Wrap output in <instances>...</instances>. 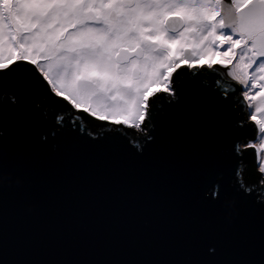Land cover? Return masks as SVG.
I'll use <instances>...</instances> for the list:
<instances>
[{"label":"water","instance_id":"1","mask_svg":"<svg viewBox=\"0 0 264 264\" xmlns=\"http://www.w3.org/2000/svg\"><path fill=\"white\" fill-rule=\"evenodd\" d=\"M231 105L185 90L147 135L107 139L87 121L79 131L73 114L53 127V111H6L0 264H264V206L232 187Z\"/></svg>","mask_w":264,"mask_h":264},{"label":"snow or ice","instance_id":"2","mask_svg":"<svg viewBox=\"0 0 264 264\" xmlns=\"http://www.w3.org/2000/svg\"><path fill=\"white\" fill-rule=\"evenodd\" d=\"M185 90L232 100V187L264 206V0H0V120L147 135Z\"/></svg>","mask_w":264,"mask_h":264},{"label":"rangeland","instance_id":"3","mask_svg":"<svg viewBox=\"0 0 264 264\" xmlns=\"http://www.w3.org/2000/svg\"><path fill=\"white\" fill-rule=\"evenodd\" d=\"M88 123H90L91 125H92V131H93V129L95 128V125L93 124V123H91L90 121H87ZM128 130V129H127ZM129 131V130H128ZM131 132H133V133H135V134H138V136H141L142 135V133H139V132H136V131H134V130H130ZM254 160V153H253V151L251 152V158L250 159H248V163L250 162V161H253Z\"/></svg>","mask_w":264,"mask_h":264},{"label":"trees","instance_id":"4","mask_svg":"<svg viewBox=\"0 0 264 264\" xmlns=\"http://www.w3.org/2000/svg\"><path fill=\"white\" fill-rule=\"evenodd\" d=\"M66 113V112H65ZM67 114H70V113H67ZM130 131V130H129ZM131 132V131H130ZM132 134H133V136L134 137H138V134H135V133H133V132H131ZM253 161H250L248 164H249V166H251V163H252Z\"/></svg>","mask_w":264,"mask_h":264},{"label":"flooded vegetation","instance_id":"5","mask_svg":"<svg viewBox=\"0 0 264 264\" xmlns=\"http://www.w3.org/2000/svg\"><path fill=\"white\" fill-rule=\"evenodd\" d=\"M91 125V124H90Z\"/></svg>","mask_w":264,"mask_h":264}]
</instances>
